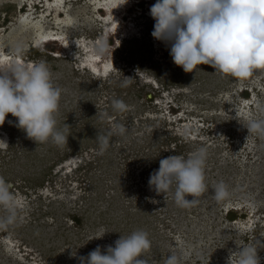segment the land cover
Listing matches in <instances>:
<instances>
[{
	"label": "rangeland",
	"instance_id": "rangeland-1",
	"mask_svg": "<svg viewBox=\"0 0 264 264\" xmlns=\"http://www.w3.org/2000/svg\"><path fill=\"white\" fill-rule=\"evenodd\" d=\"M41 1L0 0V69L45 61L62 89L57 127L68 124L69 137L63 147L37 144L11 113L0 125L8 145H0V176L13 185L19 214L15 227L0 230V264H79L72 252L87 256L97 245L103 252L138 229L149 234V264L170 254L180 264H227L238 247L264 243V137L246 129L264 119L257 104L264 106V69L244 80L203 64L185 73L151 35L156 0H134L141 8L130 18L117 9L112 22L95 10L105 0ZM36 23L62 39L36 46ZM101 39L110 45L102 57L94 54ZM124 76L134 78L129 87H121ZM113 99L128 110L115 112ZM114 123L128 132L100 155L97 133ZM201 146L208 190L197 206L178 207L174 188L166 196L150 190L161 159L187 158ZM220 181L231 195L218 203L212 192ZM257 251L264 264V248Z\"/></svg>",
	"mask_w": 264,
	"mask_h": 264
},
{
	"label": "clouds",
	"instance_id": "clouds-1",
	"mask_svg": "<svg viewBox=\"0 0 264 264\" xmlns=\"http://www.w3.org/2000/svg\"><path fill=\"white\" fill-rule=\"evenodd\" d=\"M154 19L151 35L169 46L175 65L185 73L195 72L199 65H209L214 74L244 80L255 70L264 69V0H156L150 7ZM107 40L97 42L94 54L104 56L109 51ZM17 53L22 49L17 47ZM113 52V51H112ZM112 54V53H111ZM132 77H125L121 87H129ZM195 79V77H194ZM62 89L53 83L52 72L45 61L30 66L13 64L0 69V125L11 113L17 118L15 126L24 130L37 144L51 142L63 147L68 143V124L57 127V115ZM260 111L264 106L257 102ZM115 112L123 113L128 105L119 99L111 101ZM107 116V113L104 114ZM11 123V121L9 122ZM248 136L264 137V119H251L247 123ZM128 132L124 124L114 123L107 132L98 131V154L110 147L114 135ZM0 145L8 146L4 140ZM207 147H198L187 158L169 155L159 161V168L149 177L148 185L157 195L166 196L174 188V201L178 207L191 209L208 190L205 183ZM13 185L0 176V230L15 227L19 220L18 204ZM213 199L220 203L230 198L228 185L220 181L213 188ZM191 197L188 199L187 197ZM155 202V201H153ZM115 246H101L87 256L71 255L79 264H149L144 253L151 249L147 231L138 229L120 236ZM258 248L264 243L238 247L228 257L227 264H261ZM181 257L170 254L164 264H180Z\"/></svg>",
	"mask_w": 264,
	"mask_h": 264
},
{
	"label": "bare ground",
	"instance_id": "bare-ground-1",
	"mask_svg": "<svg viewBox=\"0 0 264 264\" xmlns=\"http://www.w3.org/2000/svg\"><path fill=\"white\" fill-rule=\"evenodd\" d=\"M60 1H62V0H58V2H60ZM130 1H132V0H105V1H102V3L98 2V3H100V5L97 7V9L99 10V9L107 8V10H109V12H115L117 9H121L124 5L127 6ZM41 2H43V0ZM50 6L51 5L49 4L48 5L49 9L51 8ZM31 19H34L31 17V14L28 15L27 17L23 18L24 22H28ZM58 23H60L61 26H66V25L72 26V24H73V22H71V21L70 22L65 21V25L63 24L64 22L61 23L59 21ZM33 26L35 28L37 27V29H35V33H34V42L36 43V46H38V45L41 46L42 44L48 43L54 39H62L61 34L44 31L43 28L37 23ZM56 34H57V36H55ZM91 61L92 60H90L89 63Z\"/></svg>",
	"mask_w": 264,
	"mask_h": 264
},
{
	"label": "flooded vegetation",
	"instance_id": "flooded-vegetation-1",
	"mask_svg": "<svg viewBox=\"0 0 264 264\" xmlns=\"http://www.w3.org/2000/svg\"><path fill=\"white\" fill-rule=\"evenodd\" d=\"M132 1H134V0H132ZM132 1H130L129 3H128V5L127 6H123L122 8H121V12H122V10H123V12L125 13L126 11V13L124 14V18L126 17H128V18H130V14H131V12H132V10L133 11H135L136 9H139V8H141L140 7V5L138 6V5H136L135 3H139V2H142V1H148V0H136V1H138V2H135V3H133ZM146 7L148 6V5H145ZM135 8V9H134ZM95 10H96V13H98V14H100L99 15V18H101V20H103L104 19V21H110V22H112V20H114L115 19V15L113 14L114 12H109V10H107V8H103V9H97V7L95 8ZM103 21V22H104ZM105 34H107V33H104L103 35H105ZM108 40H113V44L114 45H116L115 44V41L114 40H116L115 39V36H113V33H108ZM35 46V45H34Z\"/></svg>",
	"mask_w": 264,
	"mask_h": 264
}]
</instances>
